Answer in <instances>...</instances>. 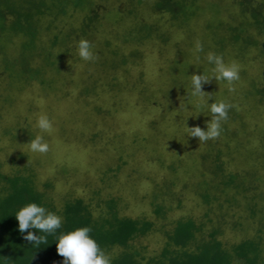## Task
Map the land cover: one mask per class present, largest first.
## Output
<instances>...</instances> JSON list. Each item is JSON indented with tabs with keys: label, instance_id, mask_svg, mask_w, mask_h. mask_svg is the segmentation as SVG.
<instances>
[{
	"label": "trees",
	"instance_id": "obj_1",
	"mask_svg": "<svg viewBox=\"0 0 264 264\" xmlns=\"http://www.w3.org/2000/svg\"><path fill=\"white\" fill-rule=\"evenodd\" d=\"M177 31L183 37L171 44ZM80 39L90 42L93 61H84L77 54ZM187 39L195 40L191 46L196 45V52H187L191 58L198 57L197 45H205L199 59L206 61L209 52L222 55L225 63L241 65V78L249 79L250 88L243 97L237 94L226 102L232 107L227 120L222 121L221 135L203 143L199 152L171 159L167 165L159 158V149L151 150L157 152L155 163L161 164L168 176L152 184L147 198L150 214L135 218L124 215L121 199L105 189L113 179L112 172L118 173L132 159L130 154L118 158L114 171H102L103 186L88 183L87 196H67L60 205L51 195L54 181L39 184L36 166L40 162L33 152L15 150L11 157H0V264H62L56 235L83 227L91 229V237L110 256L111 264H264V126L255 125L256 116L264 109V0H0V66L12 55L19 57L29 82L20 87L24 93L34 86L32 82L42 87L39 66L61 54L55 50L59 44L65 70L81 63L106 67L103 61L116 60L121 63L114 69L117 71L139 65L144 60L141 46L148 41L162 44L163 50L173 48L170 59L182 58L183 52L176 47ZM255 66L257 75L249 72ZM5 77L9 74L0 68V98L3 91H9ZM177 86L184 88L181 82ZM139 91L146 88L140 85ZM89 94L84 91L83 96ZM4 112L0 106V118ZM177 115L182 120L183 114ZM207 115L201 120V129L206 130L211 119ZM20 126L29 143L35 136ZM179 129L177 126L171 135ZM9 130H3L4 138L10 135ZM95 138L93 135L89 142ZM133 140L135 146L139 141L147 148V137ZM171 140L181 146L180 138ZM238 154L247 167L237 162ZM228 163L235 164L234 169L228 168ZM6 165L11 166L9 171L4 170ZM60 168V175L70 173L69 166ZM186 194L192 195L200 213L170 217L182 210ZM33 202L63 219L56 235H49L47 244L39 247L23 238L27 233L18 231L15 218L21 207ZM228 232L234 234L233 241L225 239ZM152 235H158L162 244L149 252L139 242Z\"/></svg>",
	"mask_w": 264,
	"mask_h": 264
},
{
	"label": "rangeland",
	"instance_id": "obj_2",
	"mask_svg": "<svg viewBox=\"0 0 264 264\" xmlns=\"http://www.w3.org/2000/svg\"><path fill=\"white\" fill-rule=\"evenodd\" d=\"M175 33L177 34L172 38L171 44L179 42L183 37L182 32ZM194 41L187 39L181 42L176 48L183 52L182 58L172 59L170 56L173 55V48L163 50V45L158 42H145L141 46L144 60H141L139 65H127L128 70L121 67L117 71L114 69L120 67L121 63L116 60L103 61L106 67L96 66L100 63H89L90 67L81 63L79 67L75 64L74 68L65 70L61 67L63 51L59 44L60 47L55 50H59L61 54L42 62L39 66L38 78L43 80L42 87L37 86L36 81L32 82L30 84L34 86L26 89L25 93L20 87L22 83L24 85V82H29L24 78L26 74L22 67L20 68L19 57L12 55L2 61L0 68L4 71L6 69L9 74V77H5L9 80V91H3L5 94L0 98V106L5 111L1 113L0 118L1 160L14 155L15 150L31 153L25 140L26 132H21L19 125L28 129L34 136L43 135L49 143L48 153H31L36 155L34 158L40 162L36 166V175L40 185L47 180L54 181L51 195L60 205L67 196H87L88 183L93 187L103 186L102 171L107 168L114 171L118 158L125 159L124 157L130 154L132 159L127 160L118 173L112 172L113 179L108 181L109 186L105 189L121 199L125 206L124 215L134 218L148 216L150 213L147 198L152 191V184L156 185L168 176L166 169L155 163L157 152L153 153L151 150L159 149V158L167 165L171 159L185 157L190 152H199L203 148V143L199 142L198 138L189 137L186 130V126L191 128L201 125V120L208 118L207 113L211 116L207 109L198 108L199 101L190 95L191 75H210L212 66L207 60L198 58L207 49L205 45L201 46L203 51H197L198 57L195 59L188 56L191 52H196L197 42L194 48L193 44L191 46ZM161 49L163 51H160ZM18 50L21 51V47L18 46ZM188 51L190 53H187ZM239 67L241 70V65ZM249 72L257 75L259 70L255 66ZM31 76L29 75V80ZM113 78L119 79L120 82L114 83ZM248 81L249 79H242L240 76L238 81L228 85L227 82L213 79L204 85L202 90L211 95L209 103L220 100L230 102L237 94L240 98L243 97L246 88H250ZM177 82H181L184 88L177 89ZM115 85L117 87L113 89ZM140 85L145 87L146 91H139ZM230 88L234 91H230ZM84 91L90 92L88 98L91 99L87 100L88 98L83 96ZM20 93L23 96L19 97ZM96 94L97 97H94ZM205 98L207 99V96ZM14 99L17 101L14 102ZM247 103L253 104L249 101ZM260 111L256 116V128L264 126V109ZM180 112L183 114L182 120L178 119L179 115L175 116ZM40 115H47L52 121L50 132L42 133L36 127ZM177 126H180L179 131L172 136L171 133ZM5 128L10 129V135L6 138L3 137ZM93 135H96V138L90 143ZM121 135L122 138L119 139ZM136 136H139V139L148 138L147 148L139 141L136 146L133 144ZM171 138H180L181 146H176L177 142L174 143ZM130 139L133 146H130ZM238 156L237 162L241 161V166L247 167L248 163L242 160V155ZM228 164V168L234 169L235 164ZM62 166L70 167V173L66 176L60 175ZM10 169V165L4 167L5 171ZM185 200L182 210L174 211L170 217L200 213L201 210L199 206H195L191 194H186ZM225 239L233 241L234 234L228 232ZM139 244L152 252L160 248L162 241L158 235H152Z\"/></svg>",
	"mask_w": 264,
	"mask_h": 264
},
{
	"label": "clouds",
	"instance_id": "obj_3",
	"mask_svg": "<svg viewBox=\"0 0 264 264\" xmlns=\"http://www.w3.org/2000/svg\"><path fill=\"white\" fill-rule=\"evenodd\" d=\"M91 47L90 42L85 39L76 42V52L84 61L93 60L94 53ZM197 51H203L202 47L197 45ZM205 59L209 65L213 66L211 74L191 75L190 95L199 101L198 108L207 109L210 112L211 119L206 124V130L199 126L191 128L186 126L189 137L198 138L201 143L221 135L222 121L227 120L228 111L232 107L223 100L209 103L211 95L202 90L203 86L213 79L227 82L228 85L240 79V67L237 63H225L224 57L214 52H209ZM229 90L234 91L232 88ZM36 127L40 132L47 133L51 131L53 124L47 115H40L36 121ZM27 147L33 153L46 154L49 151V143L40 134L31 139ZM15 218L18 221V231L22 235L27 233L23 235V238L35 247L47 244V237L56 235L63 223L61 216L34 202L21 207L15 213ZM90 233L89 227H83L56 235L57 254L64 258L62 264H111L110 256L99 247Z\"/></svg>",
	"mask_w": 264,
	"mask_h": 264
}]
</instances>
